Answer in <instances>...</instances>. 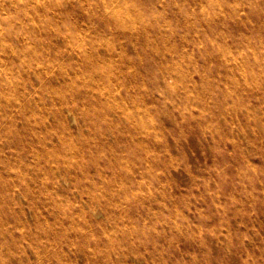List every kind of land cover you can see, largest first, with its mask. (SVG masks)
<instances>
[{
  "label": "rangeland",
  "instance_id": "obj_1",
  "mask_svg": "<svg viewBox=\"0 0 264 264\" xmlns=\"http://www.w3.org/2000/svg\"><path fill=\"white\" fill-rule=\"evenodd\" d=\"M0 264H264V0H0Z\"/></svg>",
  "mask_w": 264,
  "mask_h": 264
},
{
  "label": "bare ground",
  "instance_id": "obj_2",
  "mask_svg": "<svg viewBox=\"0 0 264 264\" xmlns=\"http://www.w3.org/2000/svg\"><path fill=\"white\" fill-rule=\"evenodd\" d=\"M28 59V58H27ZM175 73V72H174ZM21 76V75H20ZM197 99V98H196ZM227 106V105H226ZM252 115V114H251Z\"/></svg>",
  "mask_w": 264,
  "mask_h": 264
}]
</instances>
